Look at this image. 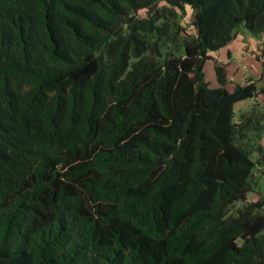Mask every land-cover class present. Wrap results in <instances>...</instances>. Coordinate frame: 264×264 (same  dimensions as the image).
Instances as JSON below:
<instances>
[{
    "label": "trees",
    "instance_id": "1",
    "mask_svg": "<svg viewBox=\"0 0 264 264\" xmlns=\"http://www.w3.org/2000/svg\"><path fill=\"white\" fill-rule=\"evenodd\" d=\"M241 28L264 0H0V264H264Z\"/></svg>",
    "mask_w": 264,
    "mask_h": 264
},
{
    "label": "crops",
    "instance_id": "2",
    "mask_svg": "<svg viewBox=\"0 0 264 264\" xmlns=\"http://www.w3.org/2000/svg\"><path fill=\"white\" fill-rule=\"evenodd\" d=\"M264 42V38L253 37L249 31L240 30L236 39L229 46H226L219 50L213 55L217 57L220 61L230 64V69L235 67V71L231 73L232 84L229 85V88L232 89L235 82L244 83L247 80L262 81V66L261 63L254 59V55H251V52L259 50L262 48L261 44ZM255 46V48H254ZM254 57V58H253ZM237 63L238 65H236ZM263 98V97H259ZM255 99L246 100L238 103L249 105L250 108Z\"/></svg>",
    "mask_w": 264,
    "mask_h": 264
},
{
    "label": "rangeland",
    "instance_id": "3",
    "mask_svg": "<svg viewBox=\"0 0 264 264\" xmlns=\"http://www.w3.org/2000/svg\"><path fill=\"white\" fill-rule=\"evenodd\" d=\"M242 30H245V28H241ZM262 38H264V37H262ZM261 46H262V49L264 50V42L261 44ZM254 48H255V46H254ZM257 54H260V51L259 50H253L252 52H251V55H254V59L256 60L257 58H256V55ZM236 65H238L237 63H235ZM236 67V66H235ZM235 67H233V68H231L230 70H231V73L232 72H234L235 71ZM206 77H207V79L210 81V83H211V86L212 87H218L219 85H218V83H217V81H216V79H215V74H214V68H213V62L212 61H208L207 62V65H206ZM260 83V85H263L264 86V78L262 79V81L261 82H259ZM256 101H259V102H261L262 103V106L264 107V98H258V99H255L254 100V103L256 102ZM254 103H252V104H250V105H253ZM247 107H249V105L248 106H246L245 104H240V105H237L236 106V110L237 111H240V110H244V109H247ZM257 177H258V180H259V182H260V190L262 191V193L264 194V175H261L260 174V172H257ZM249 199L250 200H252V199H254V194L253 193H250L249 194Z\"/></svg>",
    "mask_w": 264,
    "mask_h": 264
}]
</instances>
